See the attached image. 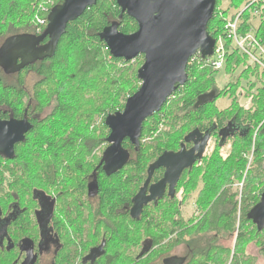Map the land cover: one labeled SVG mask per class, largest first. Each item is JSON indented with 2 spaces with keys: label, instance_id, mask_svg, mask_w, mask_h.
Here are the masks:
<instances>
[{
  "label": "trees",
  "instance_id": "obj_1",
  "mask_svg": "<svg viewBox=\"0 0 264 264\" xmlns=\"http://www.w3.org/2000/svg\"><path fill=\"white\" fill-rule=\"evenodd\" d=\"M251 1L217 0L208 25L214 39H225L226 25L242 13V31H254L264 44V0L253 5ZM63 2L0 0V48L15 36L42 34L51 10ZM113 23H118L125 35L138 30L136 21L122 15L115 0H97L95 6L68 25L52 58L14 74H6L0 66V104L17 107L27 99L30 112L42 115L40 120L32 121L27 141L17 148L21 177L14 170L13 188L4 196L0 184V204L32 202L33 187L49 191L53 185L73 184L69 194L84 195L96 169L99 197L84 203L85 224L90 225L93 235L88 229L84 235L93 243L102 235L107 239L108 251L113 252L98 264H166L177 249L185 264H256L257 259L243 246L256 238L264 255V226L253 219L264 193V73L226 42L224 68L231 82L222 89L213 78L220 70L205 66L203 58H192L188 83L144 123L138 150L129 140L124 142L130 160L123 170L107 177L98 166L101 158L97 156L108 147L110 131L105 120L110 114L122 112L127 100L139 90L138 70L144 63L142 59L132 63L111 56L100 35ZM237 90L246 103L235 97ZM212 93L216 94L212 102L198 105L201 96ZM123 96L124 103L118 105ZM226 98H230V105L219 107V100ZM96 115L101 116V123H96ZM196 131L209 133L210 142L215 140L214 148L205 151L195 166L185 171L174 198L167 196L146 206L142 216L132 220L129 209L147 179L149 167L164 153L187 148L188 137ZM147 137H154V142L146 144ZM230 144L231 150L223 154ZM162 175V170L156 171L154 182ZM179 190L184 193L182 200ZM188 200L195 201L194 215L198 216L186 220ZM75 206L79 210L77 203ZM76 213V217L68 214L66 221L72 224L76 220L73 224L77 223L78 228L79 211ZM19 225H24L22 234L32 235L30 223L22 220ZM21 230L17 229L16 237H22ZM79 236L80 240L66 241L73 248L62 252L67 256L64 264H77L79 248L84 247L82 232ZM143 240L153 241L154 246L138 258ZM85 242L88 248L90 242ZM15 259V254H6L3 259L0 256V263L12 264Z\"/></svg>",
  "mask_w": 264,
  "mask_h": 264
},
{
  "label": "water",
  "instance_id": "obj_2",
  "mask_svg": "<svg viewBox=\"0 0 264 264\" xmlns=\"http://www.w3.org/2000/svg\"><path fill=\"white\" fill-rule=\"evenodd\" d=\"M126 14L136 21L138 30L130 35L120 32L119 24L106 27L100 35L107 45L111 56L125 62H133L144 56V64L138 70L140 89L131 96L122 112L110 114L105 120L110 134L108 147L104 152L101 165L107 176L123 170L130 154L124 148V142L138 150L144 123L159 113L179 88L189 80L190 60L200 54L203 59L212 57L216 39L210 34L208 25L216 11L217 0H115ZM97 0H64L54 7L48 17V26L39 36L19 35L10 38L0 48V66L6 74L21 72L32 64L52 58L69 24L78 20L87 9L95 6ZM46 39L49 42L39 47ZM215 93L203 95L198 105L212 102ZM27 122L0 123V153L12 158L14 147L22 142L31 130ZM210 134H191L187 142L192 148L178 152H166L149 167L148 177L134 199L131 216L139 219L146 206L163 199L167 188L169 196H176V188L185 173L195 166L206 151ZM164 169V177L151 185L156 171ZM99 192L97 178L89 185V194L95 197ZM148 193V195H147ZM253 219L258 226H264V193L253 211ZM103 243L91 251L85 262L94 263L104 255ZM152 247L145 248L138 258L146 256ZM35 260V258H33ZM182 264L181 259H176ZM166 264H169L166 261Z\"/></svg>",
  "mask_w": 264,
  "mask_h": 264
},
{
  "label": "flooded vegetation",
  "instance_id": "obj_3",
  "mask_svg": "<svg viewBox=\"0 0 264 264\" xmlns=\"http://www.w3.org/2000/svg\"><path fill=\"white\" fill-rule=\"evenodd\" d=\"M42 34L33 36L39 37ZM48 42L49 39H46L39 45V47L46 45ZM26 100L24 101V105H19L17 107H14L7 103L0 104V123L11 121H25L33 128L34 124L32 121L40 120L42 115L36 112H30L31 107ZM31 130L25 135L22 142H19L15 145L12 158H7L3 153H0V173L2 175L0 184L1 190L4 191L3 196L13 188L12 185L15 181L13 174L15 173V171L19 172L20 177L22 175L19 169L20 163L18 164V162L16 161L17 157L20 155L17 153V148L27 141ZM192 146L193 143H190V145L186 149H190L192 148ZM103 157L104 154L102 157L100 156L101 160L98 165L102 167V170L103 165H101V163ZM160 170H162V176L164 177L165 170ZM102 173L107 176L104 170L102 171ZM95 178H97V181L99 183L98 172L96 169L93 171V174L89 179L87 192L84 195H77L76 193L69 194V189L74 187L73 184H68L66 187L53 185L51 186L49 191H45L44 189H40L38 187H33L32 193L33 195H35V197L31 199L32 202L25 203L24 205L8 202H6L5 204L4 202L0 204V256H2V259L6 254L10 255L11 253H13L16 255V259L13 260L12 264H44V262L46 263L47 261H49L50 264H64V260L67 256H62V252H66V250L71 251L70 248H73V246L69 247V245H66V241L71 238L80 240L82 238L79 236L81 232L84 237V247L79 248L80 256L77 258V264H98L99 261L106 255L113 254L112 251H108L107 239L102 235L100 239L94 243L93 241H91V239L88 240L89 238L86 236V234L84 235L85 230H89L90 227V225L85 224L86 212L84 203L87 199L96 200L100 194V190L95 197H91L89 194V185L94 182ZM161 179H159L158 181H160ZM158 181L154 182L153 176L151 185L158 183ZM142 187L140 188V190L142 189ZM140 190L138 191V193L140 192ZM40 192L41 194H39ZM167 196H169V188H167L163 199ZM134 199L135 198H133V204L129 209L130 216L131 210L134 205ZM75 203L80 206L79 210L76 209ZM77 211H79L80 222L78 223V228L76 225L77 223L73 224L74 222H77L76 220H74L72 224L66 221L68 214L74 215V217H76ZM131 219L135 220L132 216ZM22 220H25L26 223H30L29 229L30 233L32 234L31 236L22 234L24 225H19ZM17 229H22L20 231V233L22 234L21 238L16 237L15 235ZM89 232L93 235L91 230H89ZM36 236H38V240ZM85 241L90 242L88 248L87 242ZM103 243H105L104 255L98 258L94 263H92L91 261L85 262L86 257L91 254V251L99 248ZM153 246V241L145 240L141 244V249L138 255H140V253L145 248L152 247L153 249ZM33 258H35V260H33ZM176 259H181L182 264H185V258L181 256V251H177L174 257L167 259V262L169 264H178Z\"/></svg>",
  "mask_w": 264,
  "mask_h": 264
},
{
  "label": "built area",
  "instance_id": "obj_4",
  "mask_svg": "<svg viewBox=\"0 0 264 264\" xmlns=\"http://www.w3.org/2000/svg\"><path fill=\"white\" fill-rule=\"evenodd\" d=\"M258 1L252 0L251 5ZM255 14H257V10ZM241 15L242 13L226 25V38L216 40L215 52L212 57L202 59L200 54H198L195 58L204 60L205 66H209L215 70H222L227 56L226 42H231L239 53L247 57L251 66L258 67L264 73V44L255 35L254 31H242Z\"/></svg>",
  "mask_w": 264,
  "mask_h": 264
},
{
  "label": "rangeland",
  "instance_id": "obj_5",
  "mask_svg": "<svg viewBox=\"0 0 264 264\" xmlns=\"http://www.w3.org/2000/svg\"><path fill=\"white\" fill-rule=\"evenodd\" d=\"M258 21V20H257ZM259 22V21H258ZM258 25V23H257ZM142 59L144 60V58H137L135 61H133L132 63H135ZM140 62V61H139ZM249 63V61H248ZM144 64V63H143ZM251 64V63H250ZM121 65V64H120ZM143 65L141 64L140 65V68L142 67ZM213 78L215 80V83L218 85L219 88H222V89H225V87L229 84V82H231V77L229 76V74L227 73L226 69L223 68L222 70L216 72L213 74ZM140 81V80H139ZM141 82V81H140ZM243 84H245L243 82ZM138 86L141 87V83L140 84H136ZM137 86V88H138ZM140 89V88H139ZM238 94H239V90L236 91V95L235 97L237 96L238 97ZM92 95H88L87 97H91ZM233 97V99L235 98ZM238 100L239 102H241L242 104L246 103L247 100L245 97H243V95H240L238 97ZM124 103V96L122 97V99L118 100V105H121ZM231 103V100L230 98H226V99H223V100H219V107L221 108H227ZM95 106V104H94ZM88 107V106H87ZM86 107V109H87ZM91 110V106H90V109ZM96 111V110H95ZM100 117L99 115H96L95 117V121L96 123H99L100 122ZM101 123V122H100ZM99 127V126H98ZM162 129V128H161ZM161 130H159L155 137L159 134ZM154 137H147L146 139V144L149 143V144H152L154 141ZM215 146V140H211V142L209 141V144H208V147L206 149V151H209L211 152V150L214 148ZM231 144L228 145L227 148L224 149L223 151V154H227L230 150H231ZM107 149V148H106ZM103 150L102 149L101 151L98 152L97 156L98 158L103 154ZM105 152V150H104ZM252 163V160L250 159L248 165H251ZM128 173H125V175H127ZM241 189L243 187L242 184H240L239 186ZM184 193H182V190H179L178 192V197L182 200V197H183ZM186 208H185V213H184V217L186 218V220H188L189 218H195L196 216H198V213H196L194 215V213L196 212V207H195V201L194 200H191V202H189V200L186 202ZM254 238V237H253ZM260 240V239H259ZM145 240L141 241L140 243V249H141V244L144 242ZM235 245H236V239L234 240V242L232 243V246L233 248H235ZM244 247V250L247 252V254L251 255L252 257H254V259H257L256 260V264H264V255L262 254V249H261V242H259L256 238L250 240L246 245L243 246ZM177 251H180L179 249H177L175 252H173L174 254L177 252ZM155 252H158V251H155ZM158 254V253H157ZM104 263V261L102 262V264ZM44 264H50L49 261H47L46 263L44 262Z\"/></svg>",
  "mask_w": 264,
  "mask_h": 264
},
{
  "label": "bare ground",
  "instance_id": "obj_6",
  "mask_svg": "<svg viewBox=\"0 0 264 264\" xmlns=\"http://www.w3.org/2000/svg\"><path fill=\"white\" fill-rule=\"evenodd\" d=\"M38 184V183H37Z\"/></svg>",
  "mask_w": 264,
  "mask_h": 264
}]
</instances>
